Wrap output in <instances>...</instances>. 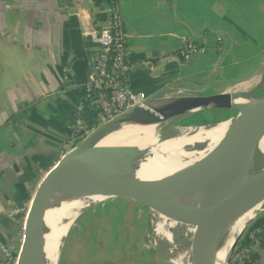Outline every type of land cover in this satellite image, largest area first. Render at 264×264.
Masks as SVG:
<instances>
[{
  "label": "crops",
  "instance_id": "obj_1",
  "mask_svg": "<svg viewBox=\"0 0 264 264\" xmlns=\"http://www.w3.org/2000/svg\"><path fill=\"white\" fill-rule=\"evenodd\" d=\"M103 3L0 0V206L29 201L61 157L74 105L83 94L88 58L96 50L89 32L101 23L103 16L97 15ZM120 4L128 60L140 63L126 75L133 93L148 96L166 89L165 95L210 94L261 74L259 83L263 77L264 0H120ZM187 39L205 45L206 52L162 63L165 55L177 56ZM259 95L264 96V88ZM83 117L87 125L95 123L91 107L85 108ZM126 206L137 205L112 209ZM18 223L0 214V245L19 249ZM262 226L255 258L245 264H264ZM76 230L66 264L116 261L95 246L97 236L82 237Z\"/></svg>",
  "mask_w": 264,
  "mask_h": 264
},
{
  "label": "water",
  "instance_id": "obj_2",
  "mask_svg": "<svg viewBox=\"0 0 264 264\" xmlns=\"http://www.w3.org/2000/svg\"><path fill=\"white\" fill-rule=\"evenodd\" d=\"M262 76L260 82L254 87L240 92H232L231 88L227 91L210 94L165 95L166 89H162L158 93L146 96L129 110L93 128L87 136L66 151L39 181L25 214L22 243L16 264H39L43 256L44 213L53 187L63 186L64 190L74 195H89L97 192L100 184L90 182L92 172L100 165L95 158L101 150L109 148L107 145H98V142L119 127L120 123L150 119L169 121L173 117L200 111L227 109L233 113L223 119L184 127H207L231 120L223 137L215 146L220 148L237 141L248 133L264 130V96L259 95L260 90L264 88V73ZM237 99L251 100V102L240 104L236 102ZM180 133L169 137H175ZM147 151L148 149L140 148L133 150L125 158L121 170L101 189L100 194L106 198L78 212L71 223H67L68 219H64L60 224L56 238L59 239L64 236V244L72 225L78 223L87 211L98 208L109 210L121 205L134 204L142 209L154 210L179 224L176 235L184 236L186 243L183 245L173 243L169 251L172 256L167 262V264H179L181 254L187 253L188 250V235L184 233L187 225H193L196 228L195 238L190 245L192 253L198 256L211 249L224 223L232 217L255 204H259L258 214L264 211V177L242 186L233 193L223 196L212 195L210 201L204 205L183 203L177 200L179 196L156 199L148 194H141V186L145 181L137 179L134 173L138 168L139 158ZM63 182L66 183L63 184ZM179 187L181 188V195L192 192L188 185L179 184ZM252 220L235 234L228 250L229 257L226 264H230L236 246Z\"/></svg>",
  "mask_w": 264,
  "mask_h": 264
},
{
  "label": "bare ground",
  "instance_id": "obj_3",
  "mask_svg": "<svg viewBox=\"0 0 264 264\" xmlns=\"http://www.w3.org/2000/svg\"><path fill=\"white\" fill-rule=\"evenodd\" d=\"M260 75L242 81L232 87L236 92L247 91L254 87ZM237 103L247 104L251 100L237 99ZM160 104V103H159ZM166 119L122 122L119 127L99 140L98 145L109 148L101 150L96 161L100 165L92 172L90 182L99 185L97 192L89 195H74L63 186L52 189L44 213V253L39 264H57L64 236L56 238L64 219L71 223L74 217L89 205L106 196L100 194L115 175L121 170L125 158L136 148L148 149L139 158L135 171L137 179L144 180L141 194L156 199L177 197V200L191 205H204L212 195L223 196L251 184L264 177V130L246 134L237 141L215 147L223 137L231 120L207 127H168L162 126ZM181 131V133H180ZM180 133L175 137L171 135ZM153 181V182H148ZM158 180V181H157ZM66 182H63L65 184ZM180 185H188L192 192L181 195ZM85 207V208H86ZM154 211V210H151ZM259 211V204L235 215L224 223L221 232L211 249L195 256L191 242L195 238V226L187 225V253L181 254L179 264H226L232 240ZM153 234L155 242L160 229V239L171 242L172 231L178 223L156 211Z\"/></svg>",
  "mask_w": 264,
  "mask_h": 264
},
{
  "label": "built area",
  "instance_id": "obj_4",
  "mask_svg": "<svg viewBox=\"0 0 264 264\" xmlns=\"http://www.w3.org/2000/svg\"><path fill=\"white\" fill-rule=\"evenodd\" d=\"M99 11L103 16L101 23L89 32V41L96 50L88 58V71L82 84L83 94L74 105L68 127L69 138L61 156L87 136L93 128L129 110L146 97L133 93L126 79L127 73L138 68L140 63L128 60L120 0H105ZM216 40L220 42L222 37L218 36ZM206 49L205 45L187 39L178 50L177 56L168 54L163 56L161 61L166 63L187 59L193 54H204ZM142 65L147 66V63ZM88 106L94 113L95 123L92 126L87 125L83 117ZM29 206L30 200L21 205L8 202L0 206V214L19 222V245L22 243L23 224ZM262 228L263 226H256L247 233L248 242L235 249L230 264H245L251 261L255 242ZM19 249L12 250L0 245L3 255L0 264H16Z\"/></svg>",
  "mask_w": 264,
  "mask_h": 264
},
{
  "label": "rangeland",
  "instance_id": "obj_5",
  "mask_svg": "<svg viewBox=\"0 0 264 264\" xmlns=\"http://www.w3.org/2000/svg\"><path fill=\"white\" fill-rule=\"evenodd\" d=\"M232 92H234L233 89ZM207 114L208 113L205 115ZM208 117L211 116L208 115ZM200 118L201 116L197 114L173 117L162 126V130L165 132L168 127H175L174 123L182 119L183 123L188 122L197 125L195 123H199ZM148 182L153 181H149L148 179ZM128 209H132L133 213L128 212ZM105 210L98 208L87 211L80 218L78 223L72 225L66 236L67 238H65L58 264H66L69 252L72 248L73 231H77L76 229H79L82 237L91 234V238L94 239L97 236L99 244H95V246H99V249L103 253L106 252L105 255L107 258L112 257L111 259L116 260L112 262V264H167L172 256L169 251L173 243L177 245L186 243V238L184 236L176 235L178 228L172 231L171 242L167 239H160V229H155V235H157L159 239L157 240L158 243L155 242L152 225L155 228L156 218L154 211L148 208L142 209L138 206H126L123 207L122 210ZM125 212L127 218L125 217ZM132 214H134V216ZM89 221L91 223H88ZM106 241H109V245L107 246L105 245ZM108 246L109 250H106ZM100 252H98L97 257L102 258L103 255ZM91 259L95 258L92 257ZM89 262H91V260H89Z\"/></svg>",
  "mask_w": 264,
  "mask_h": 264
},
{
  "label": "trees",
  "instance_id": "obj_6",
  "mask_svg": "<svg viewBox=\"0 0 264 264\" xmlns=\"http://www.w3.org/2000/svg\"><path fill=\"white\" fill-rule=\"evenodd\" d=\"M105 0H94L95 5H101ZM101 14H98L97 16H100ZM206 113H208L207 115H205ZM232 111H229L227 109H214V110H207V111H200V112H196V113H192V114H197L199 116H201L200 118V122L199 123H195V124H203V123H209V122H214L220 119H223L227 116H229L230 114H232ZM189 115V114H188ZM211 116V117H208ZM185 116V115H181ZM183 120V119H182ZM182 120L174 123L175 127H181L184 128L186 126H190V125H194L192 123H186V122H182ZM264 223V211L261 212L260 214H258L253 220L252 222L249 224V226L247 227V229L245 230V232L243 233L242 237L240 238L237 246L239 247L240 245L246 244L248 242L247 240V233L256 226H262ZM69 233V232H68ZM67 233V235H68ZM67 238V237H66ZM255 258V254L252 252L251 254V261L248 263H251Z\"/></svg>",
  "mask_w": 264,
  "mask_h": 264
}]
</instances>
